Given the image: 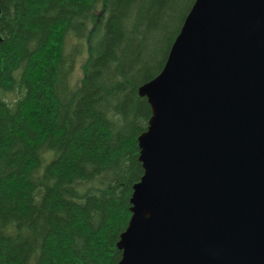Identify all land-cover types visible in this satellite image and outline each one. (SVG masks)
<instances>
[{
	"label": "trees",
	"instance_id": "obj_1",
	"mask_svg": "<svg viewBox=\"0 0 264 264\" xmlns=\"http://www.w3.org/2000/svg\"><path fill=\"white\" fill-rule=\"evenodd\" d=\"M195 1L2 0L0 264L120 262L152 116L139 88Z\"/></svg>",
	"mask_w": 264,
	"mask_h": 264
},
{
	"label": "water",
	"instance_id": "obj_2",
	"mask_svg": "<svg viewBox=\"0 0 264 264\" xmlns=\"http://www.w3.org/2000/svg\"><path fill=\"white\" fill-rule=\"evenodd\" d=\"M139 94L152 116L118 264H264V0H196Z\"/></svg>",
	"mask_w": 264,
	"mask_h": 264
},
{
	"label": "rangeland",
	"instance_id": "obj_3",
	"mask_svg": "<svg viewBox=\"0 0 264 264\" xmlns=\"http://www.w3.org/2000/svg\"><path fill=\"white\" fill-rule=\"evenodd\" d=\"M86 59H87V57L84 56V57L82 58V60H81V64H82ZM76 72H77V74H78V73H81V67L79 68V65H78V68H77V71H76Z\"/></svg>",
	"mask_w": 264,
	"mask_h": 264
},
{
	"label": "bare ground",
	"instance_id": "obj_4",
	"mask_svg": "<svg viewBox=\"0 0 264 264\" xmlns=\"http://www.w3.org/2000/svg\"><path fill=\"white\" fill-rule=\"evenodd\" d=\"M78 18V17H77Z\"/></svg>",
	"mask_w": 264,
	"mask_h": 264
}]
</instances>
